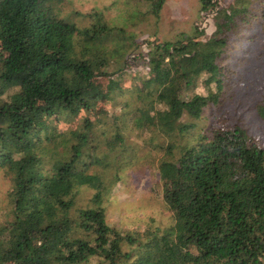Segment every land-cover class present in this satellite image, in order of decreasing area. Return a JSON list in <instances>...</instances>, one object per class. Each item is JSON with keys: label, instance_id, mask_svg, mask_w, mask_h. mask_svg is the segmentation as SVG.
<instances>
[{"label": "trees", "instance_id": "obj_1", "mask_svg": "<svg viewBox=\"0 0 264 264\" xmlns=\"http://www.w3.org/2000/svg\"><path fill=\"white\" fill-rule=\"evenodd\" d=\"M79 1L0 0V264H264V147L242 125L264 124V0H200L208 29L144 43L167 0ZM142 152L171 224L119 229L105 196Z\"/></svg>", "mask_w": 264, "mask_h": 264}, {"label": "rangeland", "instance_id": "obj_2", "mask_svg": "<svg viewBox=\"0 0 264 264\" xmlns=\"http://www.w3.org/2000/svg\"><path fill=\"white\" fill-rule=\"evenodd\" d=\"M139 0H80V8L91 9L94 6L104 7L111 4H122V10L134 9L133 4H138ZM224 4H229L233 0H222ZM123 4H127L126 7ZM200 0H167L159 21L154 17H149V20L141 24L136 33L139 36V41L144 43V40L159 39L165 41H175L184 34L186 37L196 35L199 29H208L205 25L204 18L200 12ZM210 30H207V34ZM142 47L137 52H142ZM252 63L249 61L248 66ZM255 76L258 77L255 73ZM124 88H131L135 83L134 80L126 78ZM260 80L258 77L257 81ZM104 82V80H99ZM263 82V81H262ZM257 88L256 92H260ZM126 94V93H125ZM130 95L118 98L120 100L128 99ZM117 102V103H118ZM110 103L101 107L108 109ZM99 114V113H98ZM96 112L89 114L83 113L80 119L91 116L96 127H103L106 119L103 116H98ZM242 118L244 129L255 138V141L264 147V124L255 120L252 115L246 111ZM223 118H227L228 114L223 113ZM217 117L206 112L205 117L199 122V126H208ZM79 118L60 117L55 119L50 125H57L58 130L75 129L80 121ZM145 152L140 154V160L133 166L128 167L120 173L121 181L118 180L112 187V192L105 196L104 207L107 210L108 221L111 225L119 229H136L145 227L151 219H155L156 225L162 228L169 227L171 224L170 212L166 208L161 194L160 177L157 170V159L152 156H146ZM143 158V159H142ZM10 188V181L0 172V216L2 211L7 208V192ZM93 190H83L79 195V205L86 206L90 203L93 195ZM1 222V220H0Z\"/></svg>", "mask_w": 264, "mask_h": 264}]
</instances>
